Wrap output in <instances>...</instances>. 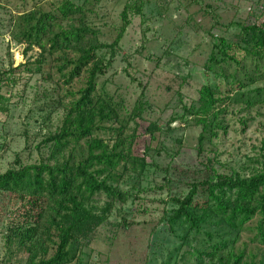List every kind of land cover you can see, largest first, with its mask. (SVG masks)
<instances>
[{"label":"rangeland","instance_id":"obj_1","mask_svg":"<svg viewBox=\"0 0 264 264\" xmlns=\"http://www.w3.org/2000/svg\"><path fill=\"white\" fill-rule=\"evenodd\" d=\"M61 1L0 0V79L4 78L0 93L9 98L5 108H0V172L15 166L17 160L26 164L47 159L49 150L44 140L62 124L63 108L52 110L51 98L46 96L58 90L53 81L41 73L31 74L23 70L13 73L16 83L6 80L11 67L26 60L34 61L40 54L37 47L25 53V44L10 37L12 18L35 5L49 9L51 4ZM74 1L85 3L88 23L99 28L100 34L94 40L108 43L115 39L123 23L122 11L126 4L132 7L131 23L111 65L99 76L97 91L123 102V115L127 116L138 100L145 102L143 119L138 120L134 152L143 155L145 148L150 146L149 160L153 165L141 180L134 174L124 178L120 184L122 188L130 189L137 184L146 191L126 203L116 201L107 221L66 264H198L194 250H210V246L222 238L236 239V233H231L221 222L206 224L200 232H189L186 224H176L171 229L164 216L174 207L169 201L171 197L187 193V187L181 181L195 176L197 170H204L206 165L212 164L221 173L238 170L247 174L249 171L243 169L248 159L261 152L264 143V59L248 57L239 66L222 63L211 70L206 64L215 38L224 36L230 42L234 41L240 24L251 12L260 11L264 1ZM50 59L48 55L45 73L52 69L48 65ZM227 73H237L247 85L235 93L238 102H228L227 110L220 114L225 128L215 129L217 135L209 129L204 131V149L199 153L198 141L203 126L195 125L194 115L185 107L200 105L203 85L210 84L226 92L233 81V77H224ZM251 75L260 79L251 83ZM82 83L83 80L77 82L76 87ZM247 100L254 104L248 106ZM174 116L178 119L169 123ZM151 121L162 128L152 140L145 131ZM130 125L136 126L134 122ZM106 126L117 127L118 124L107 123ZM115 133L110 128L99 132L107 139ZM78 151H82L81 147ZM165 176L172 182L166 183ZM158 185H163V189ZM106 202L104 194L94 200L99 209ZM9 208L8 199L0 197V212ZM124 219L130 223L128 229L121 225ZM9 223V218L0 213V264H25L28 252L7 242ZM208 232L213 234L212 239H209ZM253 236L254 233L247 229L234 246L229 243L226 250L234 247L236 252L245 250L247 258L262 259L264 247L252 242ZM223 253L225 250H220L219 255ZM205 261L209 262L208 257Z\"/></svg>","mask_w":264,"mask_h":264},{"label":"trees","instance_id":"obj_2","mask_svg":"<svg viewBox=\"0 0 264 264\" xmlns=\"http://www.w3.org/2000/svg\"><path fill=\"white\" fill-rule=\"evenodd\" d=\"M100 1L95 0L96 3ZM131 8L126 4L122 11L123 23L110 43L94 40L100 30L88 23L85 3L78 4L74 0L53 3L49 9L35 5L12 18L10 37L25 44V53L37 47L40 54L34 61L26 60L11 67L6 80L16 83L13 73L17 70L41 73L58 89L55 94H46L51 98L52 110H64L62 124L44 140L49 150L47 159L26 164L17 160L15 166L0 172V197L7 198L11 204V208L0 212L10 222L7 242L28 252L25 264L72 261L82 244H88L96 230L107 221L116 201L126 203L146 191L137 184L130 189L120 186L130 174L143 179L153 165L149 160L150 146L145 148L143 155L134 152L138 120L143 119L145 102L138 100L127 116L123 115V102L97 91L98 78L111 65L131 23ZM215 40L206 64L209 70L222 63L239 66L248 57L264 59V3L260 11L251 12L240 24L234 41L224 36ZM108 53L110 58L107 59ZM48 55L51 57L48 65L55 71L51 69L45 73ZM259 67L257 64V69ZM224 77H233L232 86L226 92L210 84L203 85L200 105L185 107L194 115L195 125L203 126L198 141L199 153L204 149V131L209 129L217 135L215 129L225 128L220 114L227 110L228 102H238L235 93L247 85L237 73H227ZM258 79L251 75L250 82ZM82 80V86L76 87ZM8 100L0 93L1 109ZM247 104L254 103L247 100ZM176 119L178 116L172 117L169 123ZM131 122L136 126H131ZM107 123L118 126L108 127ZM107 128L116 132L108 139L99 134ZM161 129L157 122L151 121L145 131L152 140ZM79 147L82 151H78ZM260 149L243 169L249 173L238 170L221 173L208 164L204 170H197L195 176L181 181L187 187L186 194L174 195L169 200L174 207L164 217L171 229L176 224H186L189 232H200L206 224L221 222L231 233H236V239L222 238L212 244L210 250H194L198 264H264V254L257 261L254 256L247 258L245 250L236 252L234 247L226 250L229 243L234 246L247 229L254 233L251 241L264 247V143ZM165 182L172 180L165 176ZM157 187L163 189V185ZM102 194L107 202L99 209L94 200ZM253 221L255 225L251 226ZM129 224L124 219L121 225L128 229ZM207 235L213 238L211 232ZM220 250L225 253L219 255ZM206 257L209 262L205 261Z\"/></svg>","mask_w":264,"mask_h":264}]
</instances>
